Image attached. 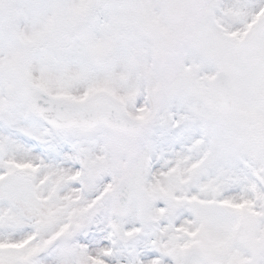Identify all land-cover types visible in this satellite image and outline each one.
Here are the masks:
<instances>
[{
    "label": "rangeland",
    "instance_id": "rangeland-1",
    "mask_svg": "<svg viewBox=\"0 0 264 264\" xmlns=\"http://www.w3.org/2000/svg\"><path fill=\"white\" fill-rule=\"evenodd\" d=\"M25 1L28 2L26 10L29 11V16L32 17L31 35L33 36L32 39L37 41V51L43 54L59 50L63 52L59 62H53L50 66L47 64L50 60L44 61L42 67H40L41 59H32V65L25 72V75L28 74L31 78L30 83L41 85L51 92L54 91L53 87L56 85V91L65 93L80 90L85 85H90L93 89H98L99 87H102V89L107 88L117 96H121L133 114L139 116L143 121L147 119V125L145 126L148 128L151 123L148 118L153 117L155 107L165 108L168 97L175 98V94L182 98V94H185L186 89L188 87L191 89L193 86L191 82L187 83L186 80L184 85L180 80H176V71L180 70L182 66L180 59L178 57L175 58L174 55V53H178L176 49L178 43H186L185 55L187 60L184 62L191 68L207 70V67H210L213 70L210 74L207 73L209 77L212 76L213 71L225 72L231 77L233 84L237 88L238 116L220 117V114L213 106V102L210 103L209 100L207 106L202 109L206 119H214L220 122L216 138H213V132L210 131L208 133L209 139L213 138V141L197 147V145L188 141L189 138H184L182 142H179L180 148L177 150V155L166 158L165 163H161V168L151 185H146L143 181L146 157L144 153H147L148 150L143 152L142 148L137 153V157H128L122 160L121 164H118L120 167H126L125 172L128 174L125 175H131L140 186L139 188L142 189L140 196L144 193L153 194L152 197H156L157 201L172 207L173 211L177 208L179 210L178 213H180L182 212L180 211L182 204L179 200L184 195V192L192 189L185 187L188 183L187 180L191 179V172H193L195 165L200 161V170L206 176L208 185H211L214 189L215 195L211 198L212 201L209 202L210 196L203 192L200 198L202 202L200 205L191 207L189 204L183 211L191 213L190 218L180 224L179 233H177L178 230H173L169 226L164 231L157 230L153 224L154 221L159 220L162 216H169L171 219L176 216V211L172 214V210L164 209V207L137 206L135 221L129 215L120 216V221L125 222L127 225L128 237L132 236V248L137 251L138 249L140 250L141 261L139 262L134 256H131L129 264L131 262L132 264H148V261H150L148 252L150 250L155 255L163 253L170 260L179 262L183 250L191 246V243L210 256L214 254L228 256L230 253H234V249H236L241 259L254 264V256L248 253L250 247L247 244L249 242L251 245V242L254 239L257 241L259 237L257 228L255 229L252 225L258 223L261 225L264 220V36L260 42L256 41L254 36L250 43L253 48L256 43L259 45L255 63L256 75L254 77L247 74L253 80L252 78L251 80L246 78V75L242 72L244 57L249 46L240 49L237 45L239 36L241 39L243 30L248 28L246 22L253 15V8L249 10L250 16L242 19V14L236 16L241 0H231L227 14H225L224 4L216 0H207L209 3H202L201 7L198 6V0ZM262 1L264 0H260L258 3ZM220 5H223V12L217 16L219 21L212 24L204 15V12H207L208 9H217ZM93 6L95 8L94 12L99 8L100 11H103L106 19L102 25H97L96 23L91 27L94 17L93 13L88 12ZM91 15L92 17L90 18ZM76 27L94 30V34L84 35V40H77V37L70 39ZM117 29L125 32L121 35L124 40L122 45L131 43V41L125 39L134 40L136 41L135 45L144 44V50L148 54L147 57H142L143 63L140 71L147 73L149 76H147V79L152 84L149 86L142 84L143 88L137 89L139 92L134 91L131 93V99L141 97L143 92L146 91L150 94V104H141L138 109L131 106V100L129 102L125 96L126 92L121 90L119 85L121 69L128 66L129 57L123 54L117 60H113L111 55H106L104 59L107 58V62L102 65L100 63L103 58L102 54H100L101 48L104 46L103 40L110 36L113 30L117 31ZM5 31L6 27H3L2 32ZM83 31L84 33L86 32L85 30ZM153 31L156 32L154 37L151 36ZM262 31L258 34V31L256 32L257 37L261 35ZM163 43H167V48H163ZM50 44L55 45L47 48ZM12 53L5 55V59L0 64L9 65L12 61L9 56ZM80 53L85 54V57L97 60L99 63L96 66H88L86 64L85 66L77 67L76 64L81 59L77 55ZM199 54L201 58H198ZM203 54H205L204 57ZM165 58L169 59L166 63H164ZM150 60H153V63H150ZM114 64L117 65V69ZM19 69L20 67L17 68V70ZM184 70L183 68L182 71ZM76 71L79 72L80 76L76 74ZM53 74L56 75V78L62 77L61 81H54L55 78L51 77ZM163 74L165 75L164 77L170 79L165 83V89L162 88V85L156 86L155 84L160 82L159 80L163 78ZM1 76L5 80H11V74L5 72L3 68L0 69ZM85 76H88V79ZM182 78L187 79L189 76L184 75ZM138 81L140 80L137 79ZM104 83L112 84L113 88L105 87L102 85ZM242 83H246V85H241ZM13 90L15 92V85ZM23 90L26 93L24 94V110L17 105L19 93L15 92V102L11 105L10 113L6 110H0V118L8 119L11 126H16L28 134L39 135L43 128L34 111H32L29 93L26 92L25 87ZM162 90H167L168 92L166 95L164 94L166 97L161 102L159 100L162 96ZM208 93L210 95V89ZM205 94L204 90H195V95L199 97L201 102H205ZM182 105L181 103L178 108L175 105L177 115L181 121L188 122L191 127L195 124H203L201 118H203L204 113L197 112L193 114L184 111L181 108ZM3 137L0 131V153L3 155L0 156L3 160H0V169L13 172V166L26 161V155L21 152L24 147H21L22 143L20 141L16 143L7 137L5 140ZM90 154L91 152H89L88 156ZM95 154H92L93 157L89 159V162H101L105 157L102 151H98L97 156ZM88 156H82L81 158L85 162ZM178 158L185 161L183 164L184 169L180 164V169L177 167L172 169L173 160ZM54 164L57 167L52 174L47 169V164L43 165L39 175L35 174L34 183L29 182L26 172L22 171L18 172V175L11 174L10 179L2 183L0 187V235L1 233L4 234L5 229L13 227L14 219L27 223L32 213L31 209H35L36 212L44 209L47 205L54 207L52 215L56 218L58 226L65 220L64 214L60 215L57 213L59 208L72 215L78 224L91 226L89 218L84 214L86 211H82L81 208L74 205L73 196L63 191L59 193L57 189L67 186V181L75 173L74 170L65 164L64 167L69 168L65 174L63 169H60L59 164ZM130 164H134L135 169H132ZM141 164L143 171L140 173ZM236 164L239 168L242 166L244 172L240 173L239 170H235L231 173L232 167ZM166 166H170V168H166ZM109 167H101L102 171L106 170L105 174L107 175L112 174L108 170ZM253 168L263 171V182L260 184L263 188H252L248 171ZM56 173H58L60 178H65L63 186L59 184L58 187L53 183L52 178ZM91 173L90 168V172H87V174H90V178H92ZM185 173H187L186 178L181 181ZM240 179H242L241 183L238 182ZM195 181L194 178L190 183L194 184ZM256 189H259L260 192L254 193ZM185 198L187 199L188 196ZM136 199L135 205L141 202L143 197L139 198L138 196ZM215 200L217 202L213 204ZM223 200L225 201L221 203ZM33 201L35 202L34 207H32ZM236 204H238L241 212L236 210L235 212L240 215L232 214L230 218H233V223L226 215L221 217L224 210L233 212L232 206ZM196 214L200 216L199 220L194 217ZM206 217H208L209 221L214 222L204 223V218L206 219ZM112 220L116 221V219ZM130 220L131 222H129ZM236 222L242 223V227L237 231L234 230ZM19 227L22 228L20 224ZM140 233L144 234V240L138 239ZM221 233H224L227 238L219 241L215 240L212 234ZM120 234L124 235V233ZM22 235L23 233L21 232L20 234H14V236L0 237V246L17 243L22 240ZM176 236L179 239V247L173 252H169V254L167 251H172L174 245L162 247L160 240L170 241L169 239H172V237L176 238ZM100 237L103 241L106 240V233ZM262 242H264L263 236L261 238ZM98 245L103 248L105 255L107 245ZM39 247V244H37L35 248L23 253L0 249V264H29L27 256ZM116 250H120V245L117 246ZM59 252L65 254L68 258L64 256L60 258L61 254H59L43 264H58V262L61 264H73L74 258L72 254L74 252L67 253L65 250H59ZM118 264L124 263L120 262ZM262 264H264L263 261Z\"/></svg>",
    "mask_w": 264,
    "mask_h": 264
},
{
    "label": "bare ground",
    "instance_id": "bare-ground-1",
    "mask_svg": "<svg viewBox=\"0 0 264 264\" xmlns=\"http://www.w3.org/2000/svg\"><path fill=\"white\" fill-rule=\"evenodd\" d=\"M114 172H119V171H121V167H115L114 169ZM251 247V246H250ZM254 248V247H253ZM235 256H232V258H234Z\"/></svg>",
    "mask_w": 264,
    "mask_h": 264
}]
</instances>
